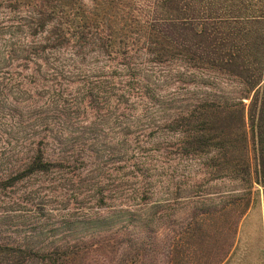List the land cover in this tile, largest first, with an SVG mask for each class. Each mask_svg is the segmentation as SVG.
<instances>
[{
    "label": "trees",
    "instance_id": "trees-1",
    "mask_svg": "<svg viewBox=\"0 0 264 264\" xmlns=\"http://www.w3.org/2000/svg\"><path fill=\"white\" fill-rule=\"evenodd\" d=\"M0 94L32 110L0 187L38 177L80 214L0 264H264L239 237L264 215V0H0Z\"/></svg>",
    "mask_w": 264,
    "mask_h": 264
},
{
    "label": "rangeland",
    "instance_id": "rangeland-1",
    "mask_svg": "<svg viewBox=\"0 0 264 264\" xmlns=\"http://www.w3.org/2000/svg\"><path fill=\"white\" fill-rule=\"evenodd\" d=\"M12 105L17 106L16 110ZM28 105L26 102L15 104L14 101L3 100L0 94V173L9 168L15 159L23 157V152L26 151L28 144L32 142V130L30 128L32 120L28 118L32 110L28 108ZM38 187V177L23 180L10 189L5 190L0 187L1 242L9 245L18 242L24 243L31 234L37 236V238L34 237L33 242H36V240L50 242L55 235L56 238L59 236L57 232H54L56 226L63 221L59 214H64L68 208L70 209L68 213L72 214L71 219H69L70 222L80 220V218H76L80 217L79 211L71 204L63 207L65 204L50 199H48L50 200L49 203H43L40 196L35 192ZM41 202L48 205L42 207ZM57 204H62V208L66 209L60 212ZM170 205L165 215V227L167 228H165V233L173 236L177 231L176 225L184 219L188 206L183 202L179 204L171 203ZM118 219V217L115 218L110 225L112 227L117 226ZM96 228H101V226ZM97 232L99 231H95L90 225L79 224L73 226L67 233H62V235H67V239L70 241L78 240V238L89 240V237L101 234H97ZM163 234L161 228H156L155 240L159 241ZM239 237L241 239V249L251 245L250 259L252 262H259V254L264 250V215L261 200L245 219ZM157 256L154 255V258H157Z\"/></svg>",
    "mask_w": 264,
    "mask_h": 264
}]
</instances>
